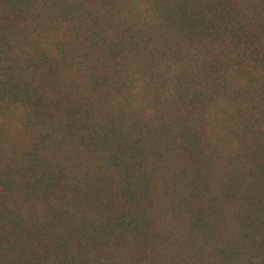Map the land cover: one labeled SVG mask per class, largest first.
<instances>
[{
    "label": "trees",
    "instance_id": "obj_1",
    "mask_svg": "<svg viewBox=\"0 0 264 264\" xmlns=\"http://www.w3.org/2000/svg\"><path fill=\"white\" fill-rule=\"evenodd\" d=\"M252 1L0 0V264H264Z\"/></svg>",
    "mask_w": 264,
    "mask_h": 264
},
{
    "label": "rangeland",
    "instance_id": "obj_2",
    "mask_svg": "<svg viewBox=\"0 0 264 264\" xmlns=\"http://www.w3.org/2000/svg\"><path fill=\"white\" fill-rule=\"evenodd\" d=\"M257 2H262V6L257 13H254L253 10L245 7L243 14L247 16V19L250 22L253 21V26L249 25L247 26V29L249 31L253 30V33L259 31L262 35L261 44L259 49L257 48L258 50H256V52L260 54L259 56L253 55L247 46L237 47L236 43L233 45L230 39H226L224 42H219L217 48L216 46L214 47V44L212 43L209 45L214 51L216 50V53H212L211 55L218 63L222 64V75L227 76L226 79L231 82L233 88L243 89L244 86V89L253 93V96L257 93H264V65L261 64L262 59H264V0H257ZM238 3L250 7L253 4V1L239 0ZM235 14L236 21H234V23H237V17H244L241 12L237 11ZM245 22H247V20ZM249 31L246 30L247 33L251 34ZM241 33L243 34L244 32L241 31ZM247 57L252 58L249 59ZM261 65H263V67ZM239 78H241L240 81ZM250 78L253 80H250Z\"/></svg>",
    "mask_w": 264,
    "mask_h": 264
}]
</instances>
